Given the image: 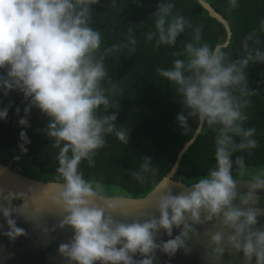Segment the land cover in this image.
I'll return each mask as SVG.
<instances>
[{
  "label": "clouds",
  "instance_id": "9594fccd",
  "mask_svg": "<svg viewBox=\"0 0 264 264\" xmlns=\"http://www.w3.org/2000/svg\"><path fill=\"white\" fill-rule=\"evenodd\" d=\"M99 2L0 0V94L17 91L26 101L24 115H19L20 107L14 110L22 126L20 153H26V145L31 143L24 129L30 126L28 116L33 108L47 117L37 131L59 149L55 159L60 182L49 199L63 213L58 226L72 230L71 239L59 244V255L69 264H154L157 250L169 256L179 249L187 251L186 242L194 232L199 233L198 226L219 220L220 230L209 236L214 256H223L226 248L222 244L226 243L245 264H264V228L256 227L264 216V209L257 206V193L264 190V171L247 182L243 193L237 191L233 177L234 165L241 170L245 167L244 157L233 160V154L257 147L256 129L244 127L248 117L243 109L248 101L241 99L249 91L248 65L264 63L257 33L245 38L243 56L230 60L224 51L228 45L217 43L213 47L202 42L201 29L196 27L183 52L176 53L184 58L158 70L182 97L183 107L175 116L178 126L187 130L189 118H196L202 129L206 125L215 132V167L176 194L168 181L162 182L155 188L160 193L158 214L122 222L114 219L112 212L120 209L124 214L128 201L107 196L100 183L86 180L79 171L82 160L94 165L93 157L105 145L107 134L115 133L118 140L129 143V130L117 129V114L109 113L108 89L102 86L111 79L105 56L127 45L113 44L98 55L101 33L90 26V20L92 6ZM228 3L230 8L238 6V0ZM173 8L172 0H158L151 13L155 31L147 34V40H155L156 46H174L177 37L191 27L184 16L173 15ZM260 26L264 31V20ZM132 30L128 28L129 33ZM249 41L257 46L250 47ZM128 44L134 52L136 40L129 38ZM237 91L240 97L235 95ZM101 106L103 115L99 114ZM11 107L9 102L0 108V120L7 118ZM151 160L144 156L140 171L132 173L141 183L142 173L154 174ZM26 194L9 192L10 203ZM15 212L14 206L0 197V215L7 224L3 234L9 240L26 234L12 218ZM174 228L180 231L173 237ZM161 231L169 238L157 242Z\"/></svg>",
  "mask_w": 264,
  "mask_h": 264
},
{
  "label": "trees",
  "instance_id": "16d2710c",
  "mask_svg": "<svg viewBox=\"0 0 264 264\" xmlns=\"http://www.w3.org/2000/svg\"><path fill=\"white\" fill-rule=\"evenodd\" d=\"M205 1L229 25L230 39L224 51L230 60L243 56L244 40L253 31L264 51V31L260 30V21L264 20V0H238L236 8H230L228 0ZM157 3L158 0H100L92 6L90 26L101 33L98 55L113 44L127 45L105 56L111 79L102 82V86L108 89L109 113L117 114V129L129 130V143L118 140L115 133L107 134L105 145L93 157L94 165L90 167L87 160H82L79 171L86 180L119 188L124 192L122 197L138 198L150 192L170 171L179 150L198 126L196 118H189L187 130L178 126L175 116L183 107L182 97L176 86L163 78L158 70L168 69L175 59L184 58L176 53L183 52L184 44L192 40L196 27L201 29L202 42L210 46L226 39L224 26L209 16L197 0H172L173 15L184 16L191 27L177 37L174 46H156L155 40H147V34L155 31L151 13ZM129 27L133 28L131 33ZM129 38L136 40L134 52H130L133 46L128 44ZM249 46L257 45L249 41ZM245 71L249 91L241 97L248 101L243 109L248 117L244 127L256 129L257 147L233 154V160L237 156L244 157L243 170L264 165V63H250ZM235 95L240 97L238 91ZM9 102L12 107L8 116L0 120V153L13 161L14 156H20L39 177L60 181L55 159L59 149L52 147L50 140L37 131L44 127L47 117L38 109H32L28 116L30 126L24 129L31 143L26 145L28 151L21 154L18 145L22 126L18 125L19 116L14 110L18 106L21 109L19 115H24L26 101L17 91H11L7 96L0 94V108ZM104 112L101 106L99 114ZM214 153L215 132L205 125L183 154L174 178L190 184L198 181L215 167ZM144 156L152 158L155 171L154 174L142 173L144 181L141 183L132 173L140 171ZM243 170L234 165L233 174Z\"/></svg>",
  "mask_w": 264,
  "mask_h": 264
},
{
  "label": "water",
  "instance_id": "95a60500",
  "mask_svg": "<svg viewBox=\"0 0 264 264\" xmlns=\"http://www.w3.org/2000/svg\"><path fill=\"white\" fill-rule=\"evenodd\" d=\"M197 2L209 16L224 26L226 39L223 44L227 45L230 39L228 23L205 0H197ZM200 130L201 125L198 121V126L192 137L179 150L170 171L145 196L138 198L117 196L125 198L128 204L124 209V214H121L120 209L112 212L114 219L131 222L133 219H147L150 216L157 215L156 201L160 193L156 192L155 188L164 181H168L173 194L184 190L186 186L174 177L183 154L193 143ZM59 182L31 179L10 170L8 166L0 165V196L5 199L8 206H14L17 212L13 213L12 218L15 219L17 226L23 228L26 233L15 240H9L3 234L7 231V224L4 217L0 215V264H69L66 258L59 255L57 249L59 244L67 243L71 239L72 230L69 226H58L63 213L49 199L50 192ZM247 182L246 180H236L237 191L241 193L246 191ZM9 192H26L27 194L22 199H16L17 202L15 203L11 201V204L8 197ZM259 192L263 194L264 190H259ZM179 231L180 229L174 228L172 236L178 234ZM215 231L217 229L214 226H209L207 230L202 228V232L205 233ZM166 238L168 237L163 231L157 234V242ZM172 256H175V254ZM172 256L157 250L154 264H182L180 260L189 257L187 253L182 254L176 261L171 259ZM135 258L139 259L140 257L137 255Z\"/></svg>",
  "mask_w": 264,
  "mask_h": 264
},
{
  "label": "flooded vegetation",
  "instance_id": "af4514ba",
  "mask_svg": "<svg viewBox=\"0 0 264 264\" xmlns=\"http://www.w3.org/2000/svg\"><path fill=\"white\" fill-rule=\"evenodd\" d=\"M12 159L8 158L6 155L2 156L0 153V165L8 166V168L20 175L29 177L31 179L35 180H51V179H45V178H40L36 174L32 172H27L25 170L19 171L18 169H15L12 164ZM233 177L235 180H246L249 181L252 177H248L245 175H241V173H234ZM185 186L191 185L190 183H186L185 181L179 179ZM257 201H258V207L264 209V193L261 194L259 191L257 193ZM1 197V196H0ZM13 203L17 202L16 199L12 200ZM1 221V217H0ZM209 226H214L217 230H220L219 226V220L215 224H203L201 226H198V234L195 232L190 236L188 241L186 242L187 244V251L185 249H179L176 253L175 256H172L171 259L176 260L178 257H181L182 254H188L189 257L186 259L183 258L180 261H182V264H245V261L238 255V253L234 250H232L226 243L222 244V247H225L226 250L223 253L222 257H216L211 253L212 245L209 240V236L212 233H205L202 232V228L204 230H207ZM258 228H264V216L260 217V222L259 224L256 225ZM225 233L228 232L227 229H223ZM177 235L174 234L173 237ZM169 238V237H168ZM166 238V239H168ZM165 239V240H166ZM254 264V262H253Z\"/></svg>",
  "mask_w": 264,
  "mask_h": 264
},
{
  "label": "rangeland",
  "instance_id": "374dc122",
  "mask_svg": "<svg viewBox=\"0 0 264 264\" xmlns=\"http://www.w3.org/2000/svg\"><path fill=\"white\" fill-rule=\"evenodd\" d=\"M2 156H4V155H2ZM14 157H16V156H14ZM12 164H13V167L15 169H18L19 171L30 170L32 173L35 172L31 168H29L27 162L25 160H23L21 157L18 160L14 159ZM261 171H264V165L263 166L254 167V168H250V169H246V170H243V171H239V173H241V175H245V176H248V177H253V176L259 174ZM235 173H238V172H235ZM38 176H39V174H38ZM103 189H104V192H105V194L107 196H124V192L122 190H120L119 188H117V187L109 186V188H108L106 186H103Z\"/></svg>",
  "mask_w": 264,
  "mask_h": 264
}]
</instances>
